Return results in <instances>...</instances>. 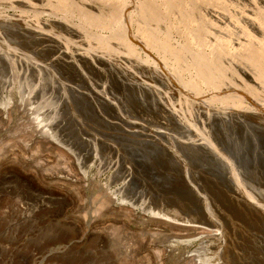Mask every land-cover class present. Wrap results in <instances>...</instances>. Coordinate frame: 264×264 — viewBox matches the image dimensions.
I'll use <instances>...</instances> for the list:
<instances>
[{"label": "rangeland", "instance_id": "374dc122", "mask_svg": "<svg viewBox=\"0 0 264 264\" xmlns=\"http://www.w3.org/2000/svg\"><path fill=\"white\" fill-rule=\"evenodd\" d=\"M1 11L5 17L18 14L7 5ZM49 20L60 18L42 17L44 23ZM98 33L108 36L105 30ZM16 39L9 46L24 50ZM23 40L28 52L31 39ZM8 49L0 48V64L10 62L0 75V264H202L200 259L211 252L212 260L218 256L215 246L225 241L224 229L231 228L228 214L239 216L240 211L253 220L246 235L238 231L232 238L239 263L264 264V217L257 209L264 207L260 120L244 111L215 115L208 129L256 195V207H249L231 185L226 162L205 149L193 151L190 147L201 145L198 137L164 115L144 85L154 75L134 82L99 59L110 76L101 81L93 78L99 77L97 71L87 70L96 80L91 86L64 70L63 77L49 75L53 62H19ZM137 52L144 61L143 50ZM40 73L43 85L35 86ZM210 108L223 112L219 102ZM64 142L78 147L79 156ZM171 146L176 152L168 151ZM181 162L188 165L186 171ZM161 195L183 199L180 210L184 216L196 215L195 222L149 211L146 197L157 201ZM237 251L230 253L237 256Z\"/></svg>", "mask_w": 264, "mask_h": 264}, {"label": "bare ground", "instance_id": "6f19581e", "mask_svg": "<svg viewBox=\"0 0 264 264\" xmlns=\"http://www.w3.org/2000/svg\"><path fill=\"white\" fill-rule=\"evenodd\" d=\"M4 5L18 14L5 17L1 13ZM45 15L60 20L44 23L42 17ZM73 18L78 24L72 22ZM15 30L20 31V34L16 32V40L31 39L28 52L24 44L27 41H13L24 50L9 46L8 42L15 38H12ZM102 30L107 31L108 36L98 33ZM75 34L79 36L77 41L73 40ZM4 46L19 62L31 61V66L37 62L46 65L47 61L53 62L49 66L52 69L47 72L49 75L51 71L62 77L66 72L69 73L67 77L75 73L90 85L93 78L102 81L110 76L106 69L99 67V59L134 82H147L143 77L154 75L151 80L148 77L151 82L145 77L149 82L144 85H148L152 98H157L164 115H169L177 126L187 127L198 137L201 145L190 147L193 151L202 148L226 162L228 177L237 196L247 206L256 207V195L211 139L208 129L211 117H232L242 111L248 113L251 120L264 124V0H0V48ZM138 47L146 54L144 61L138 58ZM7 62L1 61L0 75L10 69ZM92 69L99 77L93 76L91 80L87 70ZM42 74H37L35 86L43 85L45 76ZM105 86L102 93L106 91ZM205 91L210 94L206 96ZM111 101L110 98L109 103ZM244 101L248 103L247 108H244ZM215 102L221 103L223 112L215 114L211 110ZM51 135L56 138L54 133ZM65 145L79 156L78 147ZM171 150L176 152L173 146L168 149ZM181 166L185 170L188 165L183 162ZM146 199L149 211L155 215L173 221L195 222L196 215L184 216L180 210L179 206H185L183 199L168 200L164 195L157 201ZM257 209L260 217H264V207ZM228 216L231 228L224 229L225 241L215 246L219 249L218 256L212 260L214 252H211L200 259L202 264H240L242 261L232 238L238 231L246 235V226L253 219L242 211L239 216ZM233 251H237V256L231 255Z\"/></svg>", "mask_w": 264, "mask_h": 264}]
</instances>
